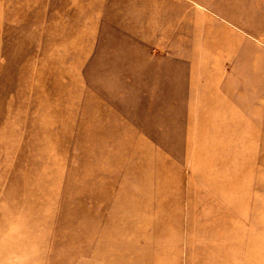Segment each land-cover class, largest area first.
<instances>
[{"label":"rangeland","instance_id":"1","mask_svg":"<svg viewBox=\"0 0 264 264\" xmlns=\"http://www.w3.org/2000/svg\"><path fill=\"white\" fill-rule=\"evenodd\" d=\"M0 264H264V0H0Z\"/></svg>","mask_w":264,"mask_h":264}]
</instances>
